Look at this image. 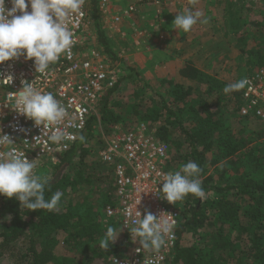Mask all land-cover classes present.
Here are the masks:
<instances>
[{"label":"trees","instance_id":"16d2710c","mask_svg":"<svg viewBox=\"0 0 264 264\" xmlns=\"http://www.w3.org/2000/svg\"><path fill=\"white\" fill-rule=\"evenodd\" d=\"M88 1L87 15L97 46L115 60L100 23L96 0ZM253 26L261 32L249 53L256 70L264 68V22ZM181 76L191 85L170 83L164 96L153 94L147 105L130 106V115L137 118L134 123L162 122L157 136L170 147L168 170L178 171L189 161L202 169L199 178L207 198L200 200L189 194L182 200L172 264H264V129L251 136L243 131L224 135L225 130L230 131L226 127L227 114H237L242 103L241 91L227 94L230 98L226 102L233 100V107L225 101L218 104V97L213 103V96L226 86L218 77L190 63L182 68ZM136 77L131 71L105 92L97 106L99 122L113 127L125 125V120L112 109L117 106L113 99L126 80L138 84L140 79ZM98 119L92 116L89 120L82 134L85 140L92 137ZM241 120L244 124L250 121ZM85 140L78 139L58 158L50 174L46 168L37 173L52 179L46 198L56 191L63 193L55 210L31 212L21 209L15 198L2 196L0 264H92L95 258L107 262L110 254L96 245L107 227L116 225L101 224L105 207L115 204L114 175L111 168L101 163H87L91 150ZM86 187L89 194L75 203L70 195ZM199 239L204 241V247H200ZM59 245L65 252L56 255ZM116 254L118 251L113 252ZM12 257L15 260L11 262Z\"/></svg>","mask_w":264,"mask_h":264},{"label":"built area","instance_id":"2783aa9c","mask_svg":"<svg viewBox=\"0 0 264 264\" xmlns=\"http://www.w3.org/2000/svg\"><path fill=\"white\" fill-rule=\"evenodd\" d=\"M133 1L125 9H118L117 0H96L98 15L112 21V28L119 32L117 24L123 17L132 19L133 15L139 13L140 7L161 9L167 2ZM5 7H12L11 0H5ZM88 7L89 1L85 0L82 14L73 15L69 21L68 27L74 35L71 55H62L45 73H37L34 62L23 56L0 64V133L10 136L15 143L12 146L0 145V157L9 147H14L17 153H24L29 161L38 159L36 173L43 168L52 171L58 158L84 133L91 117L98 119L99 101L123 76L120 62L98 48L87 15ZM27 10L31 11L30 6ZM130 27L136 31L135 22L132 21ZM9 76L12 79H6ZM243 78L248 79L249 85L240 90L242 103L238 115L264 125V68H256ZM23 81L31 82L36 90L43 93H52L61 102L68 115L59 127L71 133L73 139L62 141L59 145L51 143L48 136L53 128L35 126L33 121L15 110V92L22 89ZM97 160L111 168L114 175L115 204L105 207V222L112 221L121 230L114 242L121 245L119 253L110 256L107 264H172L181 223L182 200L174 205L169 204L159 194L164 174L175 170L167 168L170 147L157 136V128L145 122L126 128L115 127L109 138L104 140ZM136 208L141 218L145 212H151L157 218L163 214L161 219L173 224L172 237H165L166 244L158 252L144 250L138 240L132 241L131 227L134 221L140 219L136 215Z\"/></svg>","mask_w":264,"mask_h":264},{"label":"clouds","instance_id":"9594fccd","mask_svg":"<svg viewBox=\"0 0 264 264\" xmlns=\"http://www.w3.org/2000/svg\"><path fill=\"white\" fill-rule=\"evenodd\" d=\"M11 3L12 7L7 9L5 0H0V64L23 56L34 62L37 73L43 74L62 55H71L74 35L68 24L73 15L82 14L85 0H11ZM29 6L31 11L27 10ZM202 16L201 11L187 9L176 15L172 25L188 33L198 22H209L206 17L201 19ZM22 83V89L15 92V110L33 121L35 126L53 128L52 134L48 136L49 142L59 145L62 141L73 139L71 133L59 127L68 115L61 102L52 93L36 90L31 82ZM248 85V79L242 78L226 85L223 92L227 95ZM78 138L81 142L85 140L83 135ZM0 145L12 146L15 143L10 136L0 133ZM37 160L29 161L24 153H17L14 147H9L0 157V196L15 198L21 209L31 212L53 211L60 205L63 193L56 191L46 198L45 192L51 188L52 179L35 172ZM201 172L196 162L189 161L180 170L164 174L159 193L161 198L173 205L189 194L200 200L206 199L207 194L199 178ZM136 215L140 219L134 221L131 227L132 241L138 240L144 250L158 252L166 244L165 237H172L173 224L162 220L163 214L157 218L151 212H145L141 218L136 208ZM120 231L112 226L107 227L99 247L107 251L117 240Z\"/></svg>","mask_w":264,"mask_h":264},{"label":"rangeland","instance_id":"374dc122","mask_svg":"<svg viewBox=\"0 0 264 264\" xmlns=\"http://www.w3.org/2000/svg\"><path fill=\"white\" fill-rule=\"evenodd\" d=\"M191 1L193 0H188L184 4V8L186 10L191 9L193 12H195L198 9L199 11L201 9L202 11H204V15L206 16L205 10L208 9V19H211L207 24L198 22L195 25V30H191L187 33L189 36L188 42H191V40L193 41L195 38H197V42L201 43L199 45H203V49L202 47L197 48V46H195L196 49L192 50L194 51V54L199 52L197 51L198 49L204 52L208 49L206 48L207 46L217 45L218 40L216 36H218V34H221L220 32H217V28H222L224 32L230 35V38L232 40L228 42L230 43V47H228V49L225 51V56L219 58L222 53L217 52L213 57V61H217L214 65L215 71L217 70L216 76L218 77V79L222 83L228 85L242 79L248 73L253 71V58L249 53L252 49H254L257 41L261 36V32L257 30L256 27L253 26V24L264 22V0H213L212 2H210V0H200L198 5L194 7L193 5H195V2L192 3ZM133 2V0H117L116 6L118 7V9H125L127 5L132 4ZM160 10L161 9H155L154 7H152V12L155 15L152 16V19L149 18L150 21L148 17L146 18V21L143 22V28L140 27L139 29L136 25L135 32L130 27H128V24L130 20H135L136 15H133L132 19L129 20L123 17V19H121V21L117 24L119 32H116L115 29L112 28V21L109 22L108 18L104 20V18L100 16V23L106 35L108 46L112 55L115 56L116 60L120 62L122 67L121 72L123 73V76L133 71L137 76L136 78L138 80L140 79V82H138V84H134L130 80H126L125 83L122 84L119 90L115 93L113 101L117 103V106H114L115 108H113L112 106L111 107L117 115L125 120V125H118L116 127L126 128L128 125L133 126V124H135L134 122L137 121V118L130 115V106L132 104L134 105L138 103L141 106H144L148 104V99L153 94H161L164 96L165 90L169 89V86L171 87V85H169L170 83H177L184 86L191 85L189 81L181 76L182 68L185 65H188L190 62L185 59L184 54L182 53L180 54V56L183 57V60H176V58H178L179 56L178 51L180 48H177L173 45V37L180 35L181 32L179 30H176L175 34L174 30L168 31L167 27L165 28V26L163 27V25L160 24L161 22L159 21V19L163 18L159 16ZM146 13H149V10ZM211 22H214L216 29L215 27H210L209 23ZM156 25L162 26L154 27ZM211 28L213 30V33ZM91 30L93 31V33H95L92 24ZM224 32L223 34H225ZM147 34L152 37V40L150 42H147L145 41V39H143L145 36H147ZM173 34H175V36H172ZM168 37H171V40ZM184 38L185 36L183 37V39ZM220 41L223 42L222 39H220ZM210 53L214 54V52H208L203 55H205L206 57H212L210 56ZM198 57L199 56H197L196 58L198 59ZM142 63H144V65H142ZM147 73L151 78L148 77L149 79H145L144 76H147ZM137 94L139 96H137ZM216 97H218V99ZM228 97L230 98V96L225 95L224 92L221 91L219 92V94H215V96H213L214 100H212V102L215 103V99H217L219 100L218 104L220 102L224 103V101L226 102ZM141 101H143V104L140 103ZM232 101H227L226 103L229 102L228 104L230 105V107H233L234 102ZM227 119L228 120L226 127L230 128V131L225 130L224 135L243 131L245 135L251 136L252 133L256 135L257 132L264 129L263 127H261V124L259 122L254 120H250L244 124L238 113H233L231 116L227 114ZM152 124L155 128L158 129V127L162 125V122L158 121ZM93 129L94 132L92 137H88L85 140L86 147L91 150L87 163L91 165H100V162L97 160V153L102 148L104 140L109 138V136L115 129V126L113 127L112 124L105 125L100 121L99 124H96ZM101 166L103 165L101 164ZM209 171H211L210 168ZM47 173L50 174L51 171L48 170ZM79 190L73 195H70L75 203H80L83 197L89 194L88 187L84 188L83 190ZM96 197L97 194H94L92 196V199L95 200ZM103 218L104 219H102L101 221V224L103 226H105V224L108 225L110 222H112H105L104 215ZM115 229L118 230V227L116 225ZM190 240L191 238L187 239V242H189ZM198 241L200 243V247H204V241L201 239H199ZM96 246L99 247V245ZM120 248L121 245H116L115 243L110 245L109 249L107 250L110 255H108L106 259L112 256L114 251L116 253L118 251L119 253ZM17 249H20L19 245L17 246ZM64 250L65 249L63 248V246L59 245L55 250V254L61 255L65 252ZM77 259L78 261L80 260L79 257H77ZM14 260L15 259L13 257L10 259L11 262ZM106 263L107 262L100 258H95L94 262H92V264Z\"/></svg>","mask_w":264,"mask_h":264},{"label":"crops","instance_id":"0c3cea01","mask_svg":"<svg viewBox=\"0 0 264 264\" xmlns=\"http://www.w3.org/2000/svg\"><path fill=\"white\" fill-rule=\"evenodd\" d=\"M187 1L188 0H167L166 4L163 6V8H161L159 16L163 17V18H160L159 21L161 22L160 24H162L163 27L164 26H165V28L167 27L168 31L174 30L175 34H176L177 29L174 28V26L172 25V22L174 21L177 14H180L186 10L184 8V4ZM199 1L200 0L191 1L192 3L195 2L194 3L195 5H193V7L197 6ZM212 1L213 0H210V2H212ZM143 7L144 8H140L139 13L135 17V20H132L133 22L136 23L137 28H139V29H140V27L141 28L144 27L143 22L146 21L147 17H148V19L149 18L152 19V16L155 15L152 12V7H148V6H143ZM146 7H148V8H146ZM145 8H146V10H145ZM148 10H149V13H146ZM197 11H199V9ZM200 11L203 13V16L201 17V19H204L205 17L208 18V16H209V15H207L208 9L205 10L206 16L204 15V11H202L201 9H200ZM150 19H149V21H150ZM208 20L210 21L211 19L209 18ZM132 21H129L128 27H130ZM209 24H210V27H212V28L215 27V29H216L214 22H211ZM162 25H156L154 27H157V26L159 27ZM154 27H152V28H154ZM212 28H211V30H212ZM192 30H195V26L192 28ZM227 31H229V30H227ZM180 32H181L180 35H177V36H175V34L172 35V36H175V37H173V45L176 46L177 48H180L178 51L179 56H178V58H176V60H181V61L183 60V57L180 56V54L182 53V54H184L185 59L188 60L190 62V64H192V66H194L195 68H197V69H199V70H201V71H203L209 75H215L216 76L217 70L215 71V65L214 64L217 61L216 62L213 61V57L215 56V54L217 52L222 53L221 56H219V58L226 55L225 51L228 49V47H230V43H228V42L230 40H232L230 38V35H228L226 32H224L222 28H217V32L221 33V34H218V36H216V38L218 40L217 45L207 46L206 48H208V49L204 52L201 51L200 49H198L197 51H199V52L194 54V51H192V50L196 49L195 46H197V48L202 47V49H203V45H201V46L199 45L201 43L197 42V38H195L193 41L191 40V42H188L189 41L188 34L182 32V31H180ZM223 32L225 34H223ZM212 33H213V30H212ZM184 36H185V38L183 39ZM168 38L171 40V37H168ZM143 39H145V41H147V42H150L152 40V37L147 34V36H145ZM143 39H142V41H143ZM220 39H222L223 42H221ZM194 43H196V44H194ZM146 47H144V48H146ZM208 52H214V54L210 53V56H212V57H206L205 55H203V54L208 53ZM194 56H196V57L199 56V57L197 59ZM179 57H182V58H179ZM183 64H184V62H183ZM142 65H144V63H142ZM144 77H145V79H149L148 77H150V75L147 73V76H144Z\"/></svg>","mask_w":264,"mask_h":264}]
</instances>
